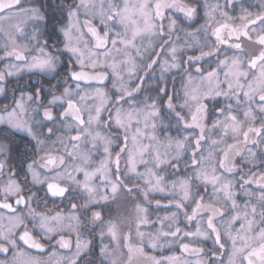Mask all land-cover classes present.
I'll return each mask as SVG.
<instances>
[{"label": "snow or ice", "instance_id": "snow-or-ice-1", "mask_svg": "<svg viewBox=\"0 0 264 264\" xmlns=\"http://www.w3.org/2000/svg\"><path fill=\"white\" fill-rule=\"evenodd\" d=\"M0 64V264H264V0H0Z\"/></svg>", "mask_w": 264, "mask_h": 264}, {"label": "flooded vegetation", "instance_id": "flooded-vegetation-1", "mask_svg": "<svg viewBox=\"0 0 264 264\" xmlns=\"http://www.w3.org/2000/svg\"><path fill=\"white\" fill-rule=\"evenodd\" d=\"M262 0H244V6L245 7H250V10L251 11H257L259 9V5L261 4ZM201 16H202V13H201ZM204 21L203 19H198L197 22L193 25L192 28H189L186 24L185 25H182V27L186 30V31H192L194 30L195 27H199L200 24H202ZM97 27H100V25L97 23ZM206 66V65H205ZM0 67H2V64H0ZM25 79H27V77H25ZM110 87V85H109ZM177 88H179V83H177L176 85ZM7 102V101H5ZM173 134L175 135V132H173ZM156 198H161L160 196H157ZM164 203H166V200L162 201ZM49 204V207H56L58 204H59V201H57L56 203H53V201L49 200L48 202ZM61 208H63V205H60ZM115 208V206H113ZM38 210H43L42 208L41 209H38ZM65 211H67V209L65 208L64 209ZM133 210V205L131 202H128L126 204L122 203V206L120 207L119 211L124 213V212H132ZM168 211H170V209H164V208H155V207H152L150 208V213H151V217L152 219H156L157 216L159 217H163ZM113 215H116V212L113 211ZM181 226L183 227V224H181ZM29 227L31 228V225H29ZM145 231H148V230H155V229H149V228H146L144 229ZM21 243V247H26ZM98 246H99V242L97 241V252H98ZM52 249L49 247V248H46L45 252L44 253H39L37 252L36 250H29L32 252L33 255H36V256H41L42 258L44 259H47L48 257V253L49 251H51ZM62 254H66V250H59ZM145 252L149 255H156L157 257H159L160 255H169V254H177L179 255L180 254V250H179V246L178 245H174L172 248H165L163 250V252H161L159 249L157 250H153L151 248H148L147 246L145 247ZM189 259H195L194 257H188ZM97 264H99V261L97 260Z\"/></svg>", "mask_w": 264, "mask_h": 264}]
</instances>
